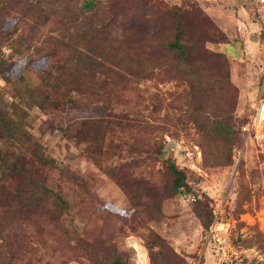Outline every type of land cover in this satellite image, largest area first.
Instances as JSON below:
<instances>
[{
    "label": "rangeland",
    "instance_id": "obj_1",
    "mask_svg": "<svg viewBox=\"0 0 264 264\" xmlns=\"http://www.w3.org/2000/svg\"><path fill=\"white\" fill-rule=\"evenodd\" d=\"M82 1L0 0V104L10 111L29 92L75 100L53 122L27 110L28 131L53 160L35 163L32 180L68 207L42 196L38 210L10 216L0 236L13 244L10 264H110L114 255L151 264L154 235V264H224L203 251L218 194L237 264H264V138L232 168L240 125L264 92V9L259 19L250 0ZM177 37L184 56L169 47ZM65 58L70 85L54 90ZM170 164L195 202L173 194Z\"/></svg>",
    "mask_w": 264,
    "mask_h": 264
},
{
    "label": "trees",
    "instance_id": "obj_2",
    "mask_svg": "<svg viewBox=\"0 0 264 264\" xmlns=\"http://www.w3.org/2000/svg\"><path fill=\"white\" fill-rule=\"evenodd\" d=\"M82 7L92 9L94 5L90 0H83ZM40 12L41 14L44 13L43 9L40 8ZM68 37H64V39H67ZM20 47L21 44L19 48ZM169 47L177 50L181 56H184V47L180 43L179 37H177L174 42L170 43ZM78 51L80 52V50ZM70 61L71 59L68 60L65 58L55 65V71L57 70L59 75L55 77L54 82L52 83V89L66 90L70 85V83L62 81L60 74L62 68L66 67L68 64L70 65ZM5 63L6 61L4 64ZM19 66L20 64L13 63V67L15 68H18ZM1 68L3 69V67ZM18 70L16 72H18ZM43 81L45 82V86H49L47 78H43ZM36 93L37 92H29L26 97L15 94L19 99V102L12 104L11 107H9L10 111L5 105L0 104V230H2L1 227L3 226V223L6 222L10 216L14 218L18 214H25V210L29 207L35 209L34 205L36 209L39 208L37 203H39V199L42 196L52 197L61 208L68 207V204L62 195L55 193L42 182L32 180L31 176L32 173H34L33 166L35 163H38V165L53 166V160L46 158L41 144L35 140L28 131V121L26 118L28 117L27 110L36 107L43 111L48 119L50 118L49 121L51 120V122H53L54 111H61L63 108H71V106L75 105V100L74 97H70L69 94L61 96V99L58 97H52L49 92L42 94ZM22 104H24V106ZM247 120L248 117L242 122L240 128L247 122ZM16 148H18L19 151L15 152L14 150ZM169 169L173 174V194H191L189 187L184 183V173L178 170L173 164L169 165ZM26 176L27 178H24ZM7 184L10 185V190H6V188H8L6 186ZM193 202H195V200ZM212 215L211 210L209 220L204 223L206 230L211 223ZM16 219H19V217ZM0 236L4 237L3 230L0 232ZM160 240L161 238L158 235H154L148 242V248L151 252V264H154L155 257V254L151 251L152 247L154 244H159ZM12 254L13 244L11 242L0 246V260L6 258L9 261L6 264H10ZM109 263L121 264L117 255H114Z\"/></svg>",
    "mask_w": 264,
    "mask_h": 264
},
{
    "label": "built area",
    "instance_id": "obj_3",
    "mask_svg": "<svg viewBox=\"0 0 264 264\" xmlns=\"http://www.w3.org/2000/svg\"><path fill=\"white\" fill-rule=\"evenodd\" d=\"M255 10V15L262 19L264 0H250ZM261 49L264 50V39L261 42ZM243 142L234 148L232 154V168L237 169L241 164L248 147V142L252 140H262L264 138V92L259 89L258 94L253 99L249 107L247 122L240 128ZM186 201L193 202L194 194L183 195ZM227 198L225 195H216L212 209V220L206 231L203 241V251L208 247L221 258L224 264H237L239 257L237 250L231 240V230L233 224L227 216Z\"/></svg>",
    "mask_w": 264,
    "mask_h": 264
},
{
    "label": "bare ground",
    "instance_id": "obj_4",
    "mask_svg": "<svg viewBox=\"0 0 264 264\" xmlns=\"http://www.w3.org/2000/svg\"><path fill=\"white\" fill-rule=\"evenodd\" d=\"M138 252H139V257L140 259L143 261V262H146L147 261V254L145 252V250H143L142 248H139L138 249Z\"/></svg>",
    "mask_w": 264,
    "mask_h": 264
}]
</instances>
